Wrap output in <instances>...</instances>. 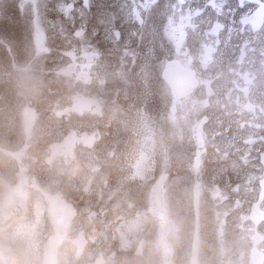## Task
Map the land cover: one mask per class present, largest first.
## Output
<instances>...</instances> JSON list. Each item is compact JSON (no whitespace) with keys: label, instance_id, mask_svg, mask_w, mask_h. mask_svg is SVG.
I'll list each match as a JSON object with an SVG mask.
<instances>
[{"label":"rangeland","instance_id":"1","mask_svg":"<svg viewBox=\"0 0 264 264\" xmlns=\"http://www.w3.org/2000/svg\"><path fill=\"white\" fill-rule=\"evenodd\" d=\"M66 3L74 4L70 14L61 11ZM143 4L144 0H89L85 9L83 0H40L39 23H34L33 12L27 14L37 52L31 75L45 78L37 88L50 92L39 94L35 106H53L55 115L46 116V109L38 118L33 111L32 116L28 113L24 98L38 90L24 83L15 108L24 123L23 137L20 142L9 141L8 133L20 128L19 121L8 116L5 142L18 152L0 156V264H86V260L113 264L116 235L109 230L115 227L104 217L118 203L113 191L129 188H140L145 196L143 208L130 220L113 219L123 224L122 248L134 246L135 254L142 256L151 252L155 264H243L247 239L239 225L247 213L243 203L253 196L258 175L242 171L235 158L223 153L222 132L211 137L210 147L199 149L191 125L195 113L188 109L174 113V99L148 90V58L156 54L155 49L148 50L155 42L148 45V34L161 24H156L155 6L146 15ZM133 8L140 12L143 25L132 19ZM42 14L45 26L40 23ZM172 21L176 27L175 18ZM77 31L83 35L77 37ZM3 71L0 66V76ZM149 96L153 101L145 108ZM126 98L137 106L132 119L126 104L117 102ZM61 103L64 107L56 112ZM153 126L163 130L155 142V157L149 151L152 135L146 132ZM122 130L129 136L117 139ZM195 155L200 158L196 166ZM122 178L138 182L124 186ZM184 178L189 199L194 184L201 197L198 216L183 226L182 242L174 217L183 221L187 200L178 197L184 189L171 188ZM73 191L82 201L81 212L66 197ZM205 209L216 221L215 244L201 245L198 218ZM229 223L234 240L227 244ZM209 250H214L213 257Z\"/></svg>","mask_w":264,"mask_h":264},{"label":"flooded vegetation","instance_id":"2","mask_svg":"<svg viewBox=\"0 0 264 264\" xmlns=\"http://www.w3.org/2000/svg\"><path fill=\"white\" fill-rule=\"evenodd\" d=\"M226 3L220 14L206 7L207 0H189L183 11L178 0H156L152 4L161 24L160 37L156 38L159 76L164 92L175 100L172 111L188 109L195 113L191 125L199 149L210 147L211 137L222 132L223 153L235 158L242 171L258 175L252 185L253 196L243 203L247 213L239 232L247 239L243 264L249 263L254 244L264 264V25L239 23L242 12L253 5L239 9L238 0ZM189 5L193 10L204 9L203 14L182 23L181 16L187 15ZM143 11L150 13L149 9ZM170 15L176 27L169 38L164 31ZM217 22L223 25L220 30L213 28ZM172 61L167 72L175 78L173 95L162 77L166 63ZM253 206L256 212L251 214Z\"/></svg>","mask_w":264,"mask_h":264},{"label":"trees","instance_id":"3","mask_svg":"<svg viewBox=\"0 0 264 264\" xmlns=\"http://www.w3.org/2000/svg\"><path fill=\"white\" fill-rule=\"evenodd\" d=\"M13 2H14V6L11 7L10 4ZM23 2L24 0H0V16L3 15V17H5V19L8 20V16L11 13H13L15 15H18L19 18L21 19V22L17 23L16 25L14 24L15 26L7 25L5 27V32L4 33L2 32L3 41L0 42V64L7 63L9 65L8 71L3 75V77L6 75L5 80L8 83L10 81L12 83H16L15 88L13 89L10 88L4 91L2 95L0 94V145L4 148L0 150L1 157L6 156V154H10L14 156L15 153L18 152L15 148L9 147L10 145L9 142H5L6 133L4 131V128L7 123V117H8L5 115L6 113H8L5 110V108L7 107L8 109H10L12 107L14 108L19 107L17 102L18 94L23 91L24 83L32 85L31 88L32 90H35L38 87L37 84L38 82L31 75L32 72L35 70L34 64H36V55H37L36 48L30 39L32 24L27 17V14L33 12L32 5L30 3L25 4L23 10H21L20 5ZM40 23L43 26H45V19L41 20ZM18 34H24L28 36V38L24 40L18 39L17 36ZM148 37H149L148 45L152 41H155L154 43L150 44L151 47L148 46V50L149 51L154 49L156 50V54L148 58L150 59V61L147 63L148 90L151 92H164L165 85L159 76V58L156 47L157 41L153 33H149ZM130 73L133 75L134 70H131ZM43 82L44 81L40 83L42 84ZM44 93H50L49 89L44 88ZM39 94L41 93L37 92L34 96H31L29 98H24V104L30 108L35 106L36 98ZM162 98L166 99L164 96ZM104 99L108 100V97H104ZM131 99L126 98L122 101H117L126 104L129 111V114L127 116L128 119H132V113L137 109L136 104L132 103ZM152 101H153V97L149 96L148 103L145 105V108L149 106ZM63 107H64L63 103L57 105L55 108L56 112L58 109H62ZM30 108L28 110V113L32 116L33 114L32 111H33L35 115L34 117L37 118L42 115L44 109H46L45 112H47L46 114H49V116L55 115V113L53 112V106H48L46 108L45 105L39 104L34 108L31 109ZM117 108L120 109L119 107ZM19 116L20 115H17V117L19 118L18 125L20 129L16 127L15 133L14 130L8 133V139L10 142H14L15 140H18L20 142V140L23 137L21 131H22V127L24 126V123ZM104 117H106V115ZM149 118L152 121H155V115L153 113L149 114ZM39 121L40 119H38V127H39ZM155 122H153V124ZM146 132L147 133L150 132L152 135V144L151 147L149 148V151L153 153L152 156L155 157V151H156L155 142L163 137V130H157L156 126H153L152 128L146 129ZM129 133L130 132L128 130H122L116 138L126 139L129 136ZM0 180L2 181L3 179ZM137 182L138 179H134L132 181H124L122 178V184L124 186L133 185ZM187 182L188 179L185 178L179 181H175L171 188L172 190L173 187L177 185L179 188L184 189L183 194L178 193V197L185 198L187 200L186 202L187 212L183 218V221H180L178 217H174L179 223V236L182 242L185 240V237L182 236V234H184L183 226L187 227L194 221V215L190 205V199L187 191L185 193V187L187 186ZM113 196L118 199V203L114 208H112L109 211H106L104 217L106 220L111 221L112 225L115 227L114 229L109 230V234L115 233L116 235V238L114 240L115 247L113 248L114 253L112 255L113 264H155L156 255L151 254V252L150 253L147 252L142 256L140 254L139 255L135 254L136 248L134 246H132L131 248H122L120 246L121 240L119 237V232L121 231L123 224L122 222L121 224H119L118 222L113 221V219H118V220L123 219V221L126 222L130 220V218H132V216L135 214L137 210L143 208L141 204H142V199L145 196L144 190L140 188H129L126 191L124 189H116L113 191ZM66 197L73 204L76 211L78 210L79 212H81L80 208L82 206V201H79V194L73 191L71 193H68ZM198 219L200 224V237L202 243L201 245H204V241L215 244L216 221L213 215L211 214V216L209 217L205 209L202 216L199 217ZM231 231L232 229L231 230L228 229V233L226 232L225 235V241L227 244H230L234 240V237L229 233ZM178 246H181L182 249V244H179ZM202 248L204 249V246ZM143 251L145 250L143 249ZM182 256L183 253L180 256H176L175 257L176 261L178 260L179 257Z\"/></svg>","mask_w":264,"mask_h":264},{"label":"snow or ice","instance_id":"4","mask_svg":"<svg viewBox=\"0 0 264 264\" xmlns=\"http://www.w3.org/2000/svg\"><path fill=\"white\" fill-rule=\"evenodd\" d=\"M39 2L40 0H24L23 3H21L20 8L23 10L25 4L30 3L32 5V11L33 15L38 20L39 17ZM156 0H144L143 7L145 11H147L152 4H154ZM178 4L181 7V10L183 11V6L185 4H189V0H178ZM253 5L254 7H250L247 11L242 12L239 23L241 25H264V0H238V8L244 9L245 5ZM83 7L86 9L89 7V0H83ZM206 7L212 8L214 11H217L218 14L227 7L226 0H207ZM74 10V4L66 3V5L61 9L62 12L65 14H70ZM203 10L201 8H196L193 10L191 6L189 5L188 13L187 15L181 16V21H188L190 23L194 16H200L203 14ZM173 11H175V5L173 6ZM233 11V9L229 8V12ZM131 17L136 22L140 23L141 25L144 24V20L140 14L139 11H137L135 8L131 10ZM223 27V25L219 22L215 24L213 27L215 30H220ZM37 28H39L37 26ZM175 30V26H173L172 17H169L168 25L165 29V34L167 35L170 32H173ZM77 37L83 35L81 31H77L75 33ZM115 37L119 38V32L114 33Z\"/></svg>","mask_w":264,"mask_h":264},{"label":"bare ground","instance_id":"5","mask_svg":"<svg viewBox=\"0 0 264 264\" xmlns=\"http://www.w3.org/2000/svg\"><path fill=\"white\" fill-rule=\"evenodd\" d=\"M10 6L13 7L14 5H10ZM39 13H40V15H41V10H39ZM43 19H45V16L42 14V20H43ZM19 22H21V19L19 18L18 15H15V14H13V13H11V14L8 16V20L5 19V17H3V15L0 16V42L3 41L2 34L5 32V27H6L7 25H14V24L16 25V24L19 23ZM34 23H35V24H36V23H39V21L36 20V18H35ZM156 24H158L157 19H156ZM15 25H14V26H15ZM129 27H130V26H129ZM159 28L161 29V27L158 26V27L156 28V31L153 32V35H154L155 38H159V37H160ZM2 32H3V33H2ZM0 66H1L2 68H4V71H3V72H4V73H7L9 65H8L7 63H3V64H0ZM3 75H4V74H3ZM3 75L0 76V78L3 77ZM5 77H6V75H5L3 78L0 79V94H1V95L3 94L4 91H6V90H8V89H10V88L13 89V88H15V86H16V83H12L11 81H10L9 83L6 82ZM36 81H37V82H42V81H46V79L43 78V77H39V78H38V76H37ZM37 90H38V92H40V93H44V88H43V86H40L39 88H37ZM5 110L8 112V113L5 114L6 116L13 117L14 119H16V120L18 121L19 118L17 117V110H16L14 107H12V108H10V109H8V108L6 107ZM46 113H47V112H46ZM46 116H49V114H46ZM19 117L21 118V115H20ZM15 132H16V130L14 129V133H15ZM28 155L31 156V155H33V153H31L30 151H28ZM4 161H5V160H4ZM228 228H229L230 230L232 229V228H231V223L228 224ZM208 256H209V257H210V256L213 257V256H214V251H213V250H209V251H208Z\"/></svg>","mask_w":264,"mask_h":264},{"label":"water","instance_id":"6","mask_svg":"<svg viewBox=\"0 0 264 264\" xmlns=\"http://www.w3.org/2000/svg\"><path fill=\"white\" fill-rule=\"evenodd\" d=\"M173 63H174V61L167 62L165 67H164L163 73H162V77L168 83L170 90L172 92V95L175 93V90H176L175 78L173 77V75L171 73L167 72V69ZM181 80H182V78H181ZM181 80H180V82H181ZM197 159H198V157H196V156L193 158V165L194 166L197 165ZM261 195L262 194L260 193V196ZM198 197H199V185L194 184L192 187V207H193V211H194L195 215L197 214V209H198V202H199ZM255 212H256V206H253L251 214H253ZM254 239L255 238L252 237V240H254ZM192 257H194V254L192 255ZM261 261H262V257L257 253V251L255 250V247H253L249 253V263L248 264H261Z\"/></svg>","mask_w":264,"mask_h":264}]
</instances>
